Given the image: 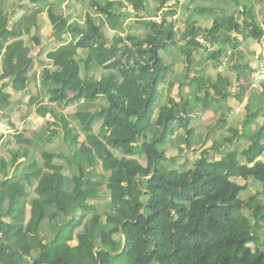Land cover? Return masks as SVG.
<instances>
[{
    "label": "trees",
    "instance_id": "trees-1",
    "mask_svg": "<svg viewBox=\"0 0 264 264\" xmlns=\"http://www.w3.org/2000/svg\"><path fill=\"white\" fill-rule=\"evenodd\" d=\"M6 1L0 0V114L28 90L43 13L60 45L46 53L40 90L28 102L53 121L32 138L17 135V147L0 158V264H264V242L257 246L264 234V80L246 107L240 138L248 147L234 146L235 129L220 132L192 167L182 157L214 129L195 134L191 124L201 111L220 114L222 125L228 99L243 101L230 89L254 71L236 36L264 46L260 6L84 0L80 24L57 15L51 0H18L22 14L13 20ZM179 10L186 18L178 27ZM195 16L210 19L201 24ZM224 56L233 78L201 76V59L216 69ZM173 70L180 77L161 88ZM67 91L74 94L64 104L84 107L71 117L76 128L52 105ZM259 117L263 125L253 131ZM233 178L261 191L243 200L247 187ZM103 194L108 204L100 209L91 201Z\"/></svg>",
    "mask_w": 264,
    "mask_h": 264
},
{
    "label": "rangeland",
    "instance_id": "rangeland-1",
    "mask_svg": "<svg viewBox=\"0 0 264 264\" xmlns=\"http://www.w3.org/2000/svg\"><path fill=\"white\" fill-rule=\"evenodd\" d=\"M51 1L54 3V11L56 12L57 15H62L64 17H67V19H69L70 22L77 21L80 24L83 23L84 14L88 11V9L86 7V3H87L86 1H84V0H51ZM179 1L182 2L183 0H179ZM253 1L252 2L254 3L255 8L257 7V10H258L259 6H260L261 13H264V0H253ZM24 2L27 3L26 1H23V3ZM207 2H206V4H207ZM18 4H19L18 0H7L5 3V5H6L5 10H6V12H9V14H11L13 20L18 18L22 14L21 12H19L20 8L17 6ZM198 4L201 5V2ZM203 4H205V3H203ZM220 5H223V7L225 6L226 8L228 7V4L225 2V0H223V1L220 0L216 3H212L213 7L220 6ZM91 14L94 16L95 22L98 24L100 17L97 14H94V13H91ZM184 18H186V13L183 12L182 10L181 11L179 10V13L173 17V19H176V20L179 19L178 24H177L178 27L185 20ZM195 18L200 19L197 16H195ZM199 21H201V19ZM129 24H130V22L127 23L126 25L128 26ZM106 31H107V29H104V32H106ZM33 34L36 35L37 41H39V44H37L38 46L34 47V50L32 51V54H31L33 57V67L29 71L28 75L30 78H32V80L29 83L28 90L21 92L19 94H16L17 95L16 101H14V103H12L11 107L6 112L0 114V158L2 157L5 160H7L9 157L8 150L17 147L16 138H15L17 135L23 134L24 137H26V138H32L34 136V134L40 133L46 128V122L47 121H50V122L53 121L49 115H47L44 118L38 116L35 113L37 106H29L28 105L30 98L32 96L36 97L37 92L40 90L41 74L43 73L44 64L47 63L44 59V55L42 53H38L39 49L41 48V49L47 51V50L55 49L58 46V43L53 44V40H52L53 30H52V26L49 23L47 13H43L39 17V29H38V31H34ZM122 34H124V33H122ZM110 35H113V34L110 33ZM24 40H25V42H29V38L27 36L24 37ZM248 43H250V42H248ZM34 45H36L35 42H34ZM250 47L251 46H248L245 48L246 49V52H245L246 58L249 56V53L251 52ZM175 54H177L176 51H175ZM36 56H38V58H39L38 61L35 60ZM79 56H80V58H84L86 56V54L84 51H80ZM39 61H41L42 64H40ZM101 72L105 73V71H101ZM99 73L100 72H96L95 75L100 77L101 75ZM173 73H177V72L175 71ZM171 75H172V72L169 73L168 77H170ZM166 80H164L163 84L165 83ZM244 82H245V86H248L246 84H250L251 86H249V87L251 89L250 90H248V89L243 90L241 87H239V89H238L240 91V93H242L244 96L247 95V97L249 98L247 101V104L244 105L243 108H241V106H240L242 111L243 110L246 111V107L251 104V101L252 100L255 101L256 96H254V95L259 94L258 91H260V89H258V87L253 88L255 84L254 83L251 84L250 80H245ZM7 90L11 91L10 88H7ZM244 93H246V94H244ZM73 94H74L73 92L67 91L65 96L60 101H56L55 103L52 104L55 107V109H58L60 112H62L65 116H67L71 120H72L71 117L75 113L84 110L83 104L81 102L75 103L74 105L64 104L65 101L69 97H71ZM47 101H48V97L42 99L43 103H47ZM102 104H103V101L99 100V101H97L96 106H101ZM260 121H261V119H260ZM261 123H262L261 124V126H262L263 120ZM256 124L257 123L255 122L254 125H256ZM72 125L74 127L76 125V123L73 122V120H72ZM232 130H233V128H231V130H226V131L227 132L230 131V132H228V134H232ZM95 131L97 132V127L95 128ZM223 131H225V130H223ZM214 134H215V131L213 130L211 133V135H213V137H210L211 135L208 137V138H210L208 145L202 144V145L196 146V147L192 146V148L190 150L185 149V151L182 153V157H183V155L186 156L185 157V160H186L185 165L188 168L192 167L193 164L195 163V161L200 158L201 149L208 148V147L211 148L213 145H215V143L217 142L216 137H218L219 135H217V132L215 135ZM239 138H240V135H239V137L234 139V141H236L234 146L238 147L240 149H242L243 147L244 148L248 147V144H246V143H245V145H247V146L242 145L243 142L241 140H239ZM80 140L83 141V135H81ZM8 141H10V143H8ZM201 146L203 148H201ZM169 153H170V151H169ZM213 155H210L211 156L210 158H213L215 160V157H214L215 155L214 156ZM166 156H168V155H166ZM261 159L264 160V154L261 156ZM239 160L240 161H239L238 165H239V167H241L243 165V161H242V159H239ZM0 178H1V174H0ZM232 180L234 182H239L241 184H245V181H243L242 179H239V178H233ZM245 185L247 187L246 191L243 194H241V198L243 200L247 199L250 195H252L256 192L261 191V186L259 184H252V183L248 182ZM98 188L100 189V191H103V192L105 190V187L102 184H100L98 186ZM23 191L25 193H28L30 197L34 196L33 191L30 188H26V186L22 187V192ZM259 198H262V195H259ZM91 202H94L101 209V206H103V205H104V207H107L108 197H107V195L103 194L101 196V198L96 199V200H92ZM105 209H107V208H105ZM28 215H29V209L27 211V217H28ZM263 242H264V234L261 237L259 244L257 245L258 247H260V249L263 248L262 247ZM75 244H76L75 242L72 243V245H75ZM253 247L255 248V246H253Z\"/></svg>",
    "mask_w": 264,
    "mask_h": 264
},
{
    "label": "crops",
    "instance_id": "crops-1",
    "mask_svg": "<svg viewBox=\"0 0 264 264\" xmlns=\"http://www.w3.org/2000/svg\"><path fill=\"white\" fill-rule=\"evenodd\" d=\"M208 2H210V1H208ZM220 6L223 7V5H220ZM216 7H219V6H216ZM258 14H259V11H258ZM208 19H210V17H208V16H204L203 17L202 16L201 17V24L202 23L207 24V22H208L207 20ZM236 37L242 43L240 49H242L244 51L243 60L245 62L250 60V66H251V68L254 71L252 75H250V76L246 77L245 79L241 80V82L239 83L240 86L239 85H237L235 87L233 86V88L230 89V91L232 93L235 92V94H242L238 90L239 87H241L243 90H247V89L250 90L251 89L249 87V86H251L250 84H246L248 86H245V82H244L245 80H250L251 84L254 83L255 85H254L253 88H257L259 86V82L261 80H264V79L260 78L261 73L264 72V46L263 45L261 46V44H259V43L257 44L255 42H253L252 40L244 41L241 36H236ZM52 40H53V44L57 43L56 41H54L53 35H52ZM248 42H250V43H248ZM59 45L60 44L58 43L57 47H59ZM35 46H38V45H34V47ZM248 46H251L250 47L251 52L249 53V56L246 58V56H245L246 49L245 48L248 47ZM34 47H33V50H34ZM52 50H54V49H52ZM48 51H51V50L45 51V50L40 48L38 53H42L44 55V58H45V55H46V53ZM35 60L36 61L39 60L38 56L35 57ZM227 61H228L227 56H224L223 63L220 66H218L216 69H214L211 66V62L207 63L205 61H202V59H201V76L214 78V77H216V75L218 73H220L223 77L233 78L234 77V72L232 71V69L230 67H228V62ZM171 72H172V75L167 78L165 83L162 84L161 88H163L166 85V82L169 79H173L174 76H176L178 78L180 77L179 75L173 73V72H175V70L171 71ZM164 92H165V90L163 91V93ZM189 92H190V89L189 88H185L183 95H188L187 93H189ZM176 93H177L176 91L173 92L174 95H176ZM244 94H246V93H244ZM14 96H15L14 101H16L17 95H14ZM248 99L249 98L247 97V95H245V96L243 95V101L242 102H238L234 98H229L228 102H227V108L230 111L225 113V116H224L225 120L222 122V125H220L221 123L219 122L220 118L222 117L220 114H218V115L215 114L212 109L201 111V113L198 114L194 118V120L192 121V124H191V127L195 131V134L197 136L199 134H201V136H202V135H204L206 130L210 131L208 129L214 128L213 130L215 131V134L217 132V135H219L220 132L228 133L230 131L227 132L226 130H231V128H233V130L237 129L239 131V135H241L240 133H241L242 125H243V121H244V118H245V115H246V113H245L246 111H244V110L242 111L241 108H243V106L247 104ZM240 106H241V108H240ZM259 118L261 119V121H260ZM259 118H258L259 120L257 119V121H256L257 124L256 125H252V130L253 131L256 128H258L259 126H261V124H262L261 122H262L263 119H262V117H259ZM223 130H225V131H223ZM210 137H213V135H211ZM216 138H217V141H218L219 136L216 137ZM209 140H210V138H205L204 141L202 142L203 145H208ZM239 140H241L243 142L242 145H245V143L248 144L242 138H239ZM234 142L236 143V141H234ZM235 143H234V145H235ZM245 146H247V145H245ZM180 147L184 148V145H181ZM201 148H203V147L201 146ZM171 150H172L171 149V143H169L166 146V151H167L166 155H172V153L171 154L169 153V151H171Z\"/></svg>",
    "mask_w": 264,
    "mask_h": 264
},
{
    "label": "built area",
    "instance_id": "built-area-1",
    "mask_svg": "<svg viewBox=\"0 0 264 264\" xmlns=\"http://www.w3.org/2000/svg\"><path fill=\"white\" fill-rule=\"evenodd\" d=\"M260 78H261V79H264V72L261 73Z\"/></svg>",
    "mask_w": 264,
    "mask_h": 264
}]
</instances>
